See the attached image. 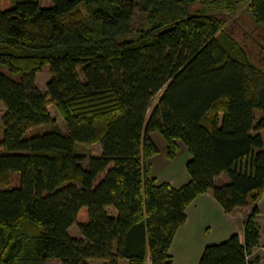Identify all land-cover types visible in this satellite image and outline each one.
<instances>
[{
  "label": "trees",
  "instance_id": "trees-1",
  "mask_svg": "<svg viewBox=\"0 0 264 264\" xmlns=\"http://www.w3.org/2000/svg\"><path fill=\"white\" fill-rule=\"evenodd\" d=\"M244 4L261 40L224 27ZM0 103V264H171L185 207L206 191L225 212L252 208L242 241L205 245L198 264L258 263L264 0H0ZM151 131L169 158L183 143L187 182H156Z\"/></svg>",
  "mask_w": 264,
  "mask_h": 264
},
{
  "label": "crops",
  "instance_id": "crops-1",
  "mask_svg": "<svg viewBox=\"0 0 264 264\" xmlns=\"http://www.w3.org/2000/svg\"><path fill=\"white\" fill-rule=\"evenodd\" d=\"M180 175L182 177L180 181H178L177 173L173 174L172 172H167L162 179L153 176L156 178V182L166 181L178 187L189 179L186 169L181 170ZM257 206L259 213L255 217L256 222L259 217H264V193L259 198ZM251 208L252 205L248 204L246 207L237 208L232 212H225L211 192L206 191L198 194L185 207V220L173 235L169 247L171 264H198L205 245L221 242L233 233H236L242 241L243 223ZM259 234V243L252 249L251 257H258L257 264H264V230L260 225Z\"/></svg>",
  "mask_w": 264,
  "mask_h": 264
},
{
  "label": "rangeland",
  "instance_id": "rangeland-1",
  "mask_svg": "<svg viewBox=\"0 0 264 264\" xmlns=\"http://www.w3.org/2000/svg\"><path fill=\"white\" fill-rule=\"evenodd\" d=\"M6 2L8 3L9 0H6ZM41 4L42 5L47 4V0H41ZM245 6H246L245 4L240 5L234 11V13L231 15V17L229 15V18L227 19L224 27L235 38L236 37L238 38V36H242V34H250L251 33V34H254L256 36L258 35L257 38H259L261 40L262 39L261 35L257 33V31L260 30L259 25L256 26L255 23L249 18L248 12L246 11ZM260 32H262V30ZM247 37L249 39V35ZM49 77H50V73H49V66L48 65L44 66L39 72H37L35 74V84L41 92L45 91L46 83H47ZM155 101H156V96L153 97L151 106L154 105ZM48 110H49L51 116L56 120L58 125L61 127V129L63 131H65L64 121H63L61 115L59 114L58 110L55 108L53 103L48 104ZM3 112H4V106L0 103V139L2 137L1 117H2ZM259 115L260 114L258 112L255 113L256 118H259ZM47 129H48L47 126L35 127V128H32V131L33 132H41V131H46ZM262 133L264 134V131H262ZM150 137L153 140V142L155 143V145L157 146L156 154L153 157H151L152 174L154 176H156L157 179L158 178L162 179L167 174V172H172L173 174L177 173L178 181H180L182 178L180 175V172H181V170H185L184 165H185V162L187 161V159L189 158V153L187 152L183 143L178 142L179 148H178L175 156L173 158H169L166 154V150H167L166 142L163 139L162 135L158 131H151ZM77 150L80 152H83V153H87V154H90V153L91 154H97L100 152V145L97 143L91 144V145L81 144L78 146ZM101 176L102 175H100V177ZM16 180H17V176L14 177L13 183H15ZM224 181L227 182V178L225 175L221 174L217 178L216 182L218 184H221V183H225ZM176 183H179V182H176ZM257 224H258V227L260 225L262 227V229L264 230V217H259ZM68 233L71 237H81V235H80V233H79V231L75 225H72L68 229ZM120 262L123 263L125 261L121 260ZM103 263H104V261L99 260V259H88L87 260V264H103ZM45 264H61V263L57 259H48L45 261Z\"/></svg>",
  "mask_w": 264,
  "mask_h": 264
}]
</instances>
